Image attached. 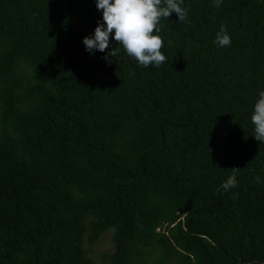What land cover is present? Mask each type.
Returning a JSON list of instances; mask_svg holds the SVG:
<instances>
[{
  "label": "trees",
  "instance_id": "1",
  "mask_svg": "<svg viewBox=\"0 0 264 264\" xmlns=\"http://www.w3.org/2000/svg\"><path fill=\"white\" fill-rule=\"evenodd\" d=\"M182 6L145 68L86 50L95 0H0V264H95L109 228L105 264H264V0Z\"/></svg>",
  "mask_w": 264,
  "mask_h": 264
},
{
  "label": "clouds",
  "instance_id": "2",
  "mask_svg": "<svg viewBox=\"0 0 264 264\" xmlns=\"http://www.w3.org/2000/svg\"><path fill=\"white\" fill-rule=\"evenodd\" d=\"M96 8L102 11V21L98 20L91 36L83 38V44L90 53L94 50L105 52L109 49L110 36L124 53L141 67L164 64L168 57L163 52L164 38L160 21L168 18L173 12L180 22H187L189 9L183 7L184 0H95ZM222 0H214L219 8ZM231 37L225 25L220 26L214 43L223 48L231 45ZM171 44V41H169ZM120 48H112L105 59L115 57ZM254 125V138L264 143V91L258 93L250 116ZM240 168L232 167L231 175L222 183L225 192L237 187V174ZM259 182V177H256ZM238 193H233V198Z\"/></svg>",
  "mask_w": 264,
  "mask_h": 264
},
{
  "label": "rangeland",
  "instance_id": "3",
  "mask_svg": "<svg viewBox=\"0 0 264 264\" xmlns=\"http://www.w3.org/2000/svg\"><path fill=\"white\" fill-rule=\"evenodd\" d=\"M16 71L22 76L21 88L19 93H22V88L27 85V78H31L32 71L27 64L18 61L15 66ZM164 228L157 227L156 233L165 234L163 231ZM113 229L109 228L104 231L93 243L89 241H84V247L88 251L89 256L92 258L95 264H105V254H108L114 249V242L112 239Z\"/></svg>",
  "mask_w": 264,
  "mask_h": 264
}]
</instances>
